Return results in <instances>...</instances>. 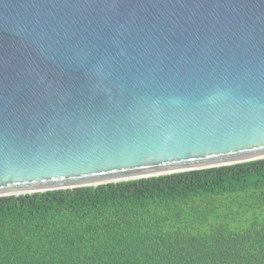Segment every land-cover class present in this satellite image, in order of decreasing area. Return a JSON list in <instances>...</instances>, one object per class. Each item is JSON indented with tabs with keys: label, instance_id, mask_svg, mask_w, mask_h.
<instances>
[{
	"label": "water",
	"instance_id": "water-1",
	"mask_svg": "<svg viewBox=\"0 0 264 264\" xmlns=\"http://www.w3.org/2000/svg\"><path fill=\"white\" fill-rule=\"evenodd\" d=\"M262 158L264 0H0V197Z\"/></svg>",
	"mask_w": 264,
	"mask_h": 264
},
{
	"label": "trees",
	"instance_id": "trees-1",
	"mask_svg": "<svg viewBox=\"0 0 264 264\" xmlns=\"http://www.w3.org/2000/svg\"><path fill=\"white\" fill-rule=\"evenodd\" d=\"M0 264H264V158L2 196Z\"/></svg>",
	"mask_w": 264,
	"mask_h": 264
},
{
	"label": "bare ground",
	"instance_id": "bare-ground-1",
	"mask_svg": "<svg viewBox=\"0 0 264 264\" xmlns=\"http://www.w3.org/2000/svg\"><path fill=\"white\" fill-rule=\"evenodd\" d=\"M17 194H19V193H17Z\"/></svg>",
	"mask_w": 264,
	"mask_h": 264
}]
</instances>
